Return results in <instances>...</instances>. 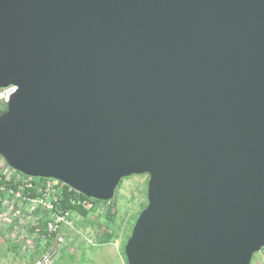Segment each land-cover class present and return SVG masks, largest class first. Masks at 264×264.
Instances as JSON below:
<instances>
[{
	"label": "water",
	"instance_id": "1",
	"mask_svg": "<svg viewBox=\"0 0 264 264\" xmlns=\"http://www.w3.org/2000/svg\"><path fill=\"white\" fill-rule=\"evenodd\" d=\"M0 156L112 200L149 174L129 264L264 248V0H0Z\"/></svg>",
	"mask_w": 264,
	"mask_h": 264
},
{
	"label": "built area",
	"instance_id": "2",
	"mask_svg": "<svg viewBox=\"0 0 264 264\" xmlns=\"http://www.w3.org/2000/svg\"><path fill=\"white\" fill-rule=\"evenodd\" d=\"M17 89L16 84L1 87L0 105L1 103L8 104ZM15 170L4 158L2 159L0 162V228H8L10 237L11 235L15 237L16 235L12 231V225H14L16 228H21L18 233L23 242L26 239L28 244L31 241L36 243L35 246L33 245L34 247L24 251L20 247L21 255L29 257V259H32V256L38 252L35 264H54V258L66 243L64 228L74 227L70 213L57 210V204L62 199L63 193L71 196L73 204L81 205L92 212H101L104 216L114 205L113 200L97 202L95 198L84 197L82 196L84 194L74 187L58 179L28 176ZM34 189L35 196H32L30 194ZM25 191H28V194H25ZM24 203L29 206L26 213L23 210ZM43 210L51 212V218L47 222L45 231L40 225L41 211ZM25 217H28L33 223V236L31 231L28 234L22 229L26 224ZM85 239L93 245L104 244L101 241L96 243L94 239L87 236Z\"/></svg>",
	"mask_w": 264,
	"mask_h": 264
},
{
	"label": "rangeland",
	"instance_id": "3",
	"mask_svg": "<svg viewBox=\"0 0 264 264\" xmlns=\"http://www.w3.org/2000/svg\"><path fill=\"white\" fill-rule=\"evenodd\" d=\"M4 105L1 103L0 107L2 108ZM2 159L3 157L0 156V162ZM149 179V174H141L132 175L122 180L112 199L114 205L111 213L115 214L113 219L108 214L104 216L97 211L91 212L87 218L78 213L73 214L74 227L64 228L66 243L54 258V264H126L123 246L126 245L131 224L135 223L143 205L148 202ZM23 210L25 213L29 210L26 203H24ZM27 216L29 215L27 214ZM25 223L22 229L30 234L29 231L32 232L33 223L28 217H25ZM20 229L12 225V231L16 236L11 235L10 237L8 228H0V264H28L31 262L29 257L21 255L20 247L24 251L34 247L36 243L31 241L29 246L26 239L23 242L18 233ZM111 231L115 232L116 236L115 240L109 243L93 245L85 239L87 236L98 243ZM31 235H34L33 232ZM10 244L13 249L15 248V251L10 250ZM251 264H264V248L253 256Z\"/></svg>",
	"mask_w": 264,
	"mask_h": 264
},
{
	"label": "trees",
	"instance_id": "4",
	"mask_svg": "<svg viewBox=\"0 0 264 264\" xmlns=\"http://www.w3.org/2000/svg\"><path fill=\"white\" fill-rule=\"evenodd\" d=\"M8 109V105L5 104L4 107H0V115L3 114L4 112H6ZM120 186V185H119ZM17 187V186H16ZM119 188V187H118ZM117 188V190H118ZM116 190V191H117ZM25 194H28V191H25L24 192ZM32 196H35V189L32 190L31 194ZM84 197H87L85 195H82ZM62 199L59 201V203L57 204V210L58 211H63V212H69L70 213V217L72 218V215L75 214V213H78V214H81L83 217L87 218L89 217L90 213L92 212L91 210H88L86 208H84L83 206L81 205H77V204H73V202L71 201L70 199V195L69 194H62L61 195ZM97 202L99 201L98 199H95ZM100 202V201H99ZM148 202L146 204L143 205V208L142 210L147 206ZM111 210L112 208L109 210V213H108V216H110L112 219L115 218V214L114 213H111ZM142 210L139 212V214L137 215V219L140 215V213L142 212ZM83 212V213H82ZM41 215L42 217L40 218V225H41V228L45 231L46 230V227H47V222L48 220L51 218V212L50 211H41ZM110 214V215H109ZM136 219V221H137ZM135 221V223H136ZM135 223H133V225L131 224V227H130V233L128 234L127 236V239H126V243L128 241V239L130 238L131 234H132V231H133V228H134V225ZM0 236H1V233H0ZM115 232L111 231V232H108L105 237L102 239V243H109V242H112L113 240H115ZM125 243V244H126ZM126 246V245H125ZM10 250L12 251H15V248L13 249V246L10 245ZM123 250H124V256H125V260H126V264H129L128 263V260H127V257H126V253H125V247L123 246ZM37 254H34L32 256V259H31V262L28 263V264H35L36 262V259H37Z\"/></svg>",
	"mask_w": 264,
	"mask_h": 264
},
{
	"label": "bare ground",
	"instance_id": "5",
	"mask_svg": "<svg viewBox=\"0 0 264 264\" xmlns=\"http://www.w3.org/2000/svg\"><path fill=\"white\" fill-rule=\"evenodd\" d=\"M83 213V212H82Z\"/></svg>",
	"mask_w": 264,
	"mask_h": 264
}]
</instances>
